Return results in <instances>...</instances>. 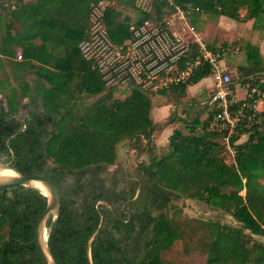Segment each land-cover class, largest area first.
<instances>
[{
    "label": "trees",
    "instance_id": "16d2710c",
    "mask_svg": "<svg viewBox=\"0 0 264 264\" xmlns=\"http://www.w3.org/2000/svg\"><path fill=\"white\" fill-rule=\"evenodd\" d=\"M95 1L0 0V54L15 57L20 48L22 59L14 68L35 74L33 89L27 83L16 85L6 106H0V158L10 160L13 154L12 165L19 171L45 175L58 187L60 212L48 238L56 264H88L86 244L99 224V212L104 218L91 244L92 264H177L163 255L179 240L187 252L202 253L204 264H264V243L254 238H264V113L258 125L240 133L248 132V138L235 146L236 156L227 162L220 135L205 130L212 113L207 108L201 117L205 106L193 117L182 110L185 131L173 129L159 156L148 147L158 128L150 116L148 93L135 89L114 99L113 111L85 112L82 95L112 98L78 49ZM171 1L181 8L198 7L199 16L252 20V27L264 33V0ZM116 2L133 5V0ZM168 3L158 0L157 13L162 7L172 10ZM104 18L113 40L129 35L130 18L121 9H109ZM247 61L238 67L243 81L264 89L258 49L249 47ZM209 71V66L196 71L186 83L160 94L184 96L187 86ZM30 91L37 107L18 121L20 100ZM238 137L232 136L231 144ZM126 139L137 141L136 149L149 152V160L138 165L139 178L130 190L107 187L100 173L115 163L116 147ZM68 177L75 183L64 186ZM181 197L230 215L236 225L170 216L167 208ZM45 205V197L32 189L17 186L0 192V264H46L34 240Z\"/></svg>",
    "mask_w": 264,
    "mask_h": 264
},
{
    "label": "built area",
    "instance_id": "2783aa9c",
    "mask_svg": "<svg viewBox=\"0 0 264 264\" xmlns=\"http://www.w3.org/2000/svg\"><path fill=\"white\" fill-rule=\"evenodd\" d=\"M157 3L133 0V5L125 6L116 0L92 2L87 35L78 44L79 52L101 75L108 91L126 90L125 96L135 89L161 96L162 91L186 83L196 71L209 66L207 77L213 90L207 103L212 113L205 130L219 134L225 154L234 159L235 146L243 135L248 136V132L240 133L261 121L264 89L246 82L241 84L242 96H238L224 64L226 52L220 45H209L194 23L200 14L198 7L181 8L169 0L173 9L162 7L157 13ZM111 8L121 9L130 18L129 35L118 41L109 35L104 18ZM16 59H22L20 53ZM262 76L264 82V73ZM232 136H239L233 144Z\"/></svg>",
    "mask_w": 264,
    "mask_h": 264
},
{
    "label": "rangeland",
    "instance_id": "374dc122",
    "mask_svg": "<svg viewBox=\"0 0 264 264\" xmlns=\"http://www.w3.org/2000/svg\"><path fill=\"white\" fill-rule=\"evenodd\" d=\"M118 7L121 8L120 6ZM194 23L205 41L209 43L216 41V44L220 45L226 52L224 64L231 76L234 87H237L238 96L241 97L243 94L241 84L243 85L248 81H243L246 77L239 73L238 67L249 64L247 61V50H249V47L258 49L261 64H264V33L252 27V20L237 22L225 16L197 15ZM15 29L18 30L17 24ZM19 53L21 51L17 55ZM261 79L263 80L262 77ZM212 90L211 78L205 77L198 83L187 86L186 94L181 97H175L174 95L160 96L155 93L148 94L152 104L150 116L154 124L158 126L153 132L148 146L151 149V154L159 156L166 152L169 135L173 129L180 128L184 130V124L179 119V117H185V113L182 110L188 109L190 116L193 117L197 110L205 106L201 117L207 114L211 106L207 101L210 100ZM127 93L128 91L126 90L115 91L112 93V98L106 100H96L100 95L90 97L82 95L84 97V111L92 114L113 111L115 109L114 99H122ZM186 119L189 120L191 118L188 116ZM247 138V135H243L240 138V142H245ZM141 141L144 144L146 143L145 140ZM138 145L137 141L130 139L123 140L117 145L115 163L104 167L100 173L107 187L115 185L119 190L123 188L130 190L135 185L136 180L139 178L138 165L141 161L147 162L150 154L146 150L136 149ZM224 156L227 162L232 160L228 155L225 154ZM62 183L64 186L73 185L75 180L73 177H68ZM167 213L182 220L184 218H204L236 225L230 215L213 210L203 202L186 197L173 200L167 208ZM254 238L264 243L263 237L255 236ZM183 241H177L164 253L163 257L177 264H204L203 254L198 251L187 252Z\"/></svg>",
    "mask_w": 264,
    "mask_h": 264
},
{
    "label": "water",
    "instance_id": "95a60500",
    "mask_svg": "<svg viewBox=\"0 0 264 264\" xmlns=\"http://www.w3.org/2000/svg\"><path fill=\"white\" fill-rule=\"evenodd\" d=\"M12 154V150L9 149ZM13 154L10 160L0 158V192L13 187H23L25 190L38 191L46 199V205L37 219L34 240L37 243L40 254L46 264H56L48 244L49 235L57 221L60 212L61 193L56 184L47 176L42 174H24L12 165ZM7 172V173H6ZM139 189V184H138ZM138 193V191H137ZM136 193V196H137ZM135 196V197H136ZM111 211V206L101 200ZM125 203L122 204V206ZM100 221L97 228L87 240L86 254L88 264H92L91 244L103 223V215L99 212ZM49 221V223H48Z\"/></svg>",
    "mask_w": 264,
    "mask_h": 264
},
{
    "label": "crops",
    "instance_id": "0c3cea01",
    "mask_svg": "<svg viewBox=\"0 0 264 264\" xmlns=\"http://www.w3.org/2000/svg\"><path fill=\"white\" fill-rule=\"evenodd\" d=\"M17 51L19 52L21 49L18 48ZM16 55L15 57H7L0 54V106H6V97H9L10 90L16 85L24 86L23 83H27L29 88L33 89L35 84V74L32 70L17 71L14 68V63L20 60L16 59ZM20 82L21 84H19ZM35 107H37V100L33 92L30 91L28 95L21 98L18 113L15 117L18 121H22Z\"/></svg>",
    "mask_w": 264,
    "mask_h": 264
},
{
    "label": "flooded vegetation",
    "instance_id": "af4514ba",
    "mask_svg": "<svg viewBox=\"0 0 264 264\" xmlns=\"http://www.w3.org/2000/svg\"><path fill=\"white\" fill-rule=\"evenodd\" d=\"M2 159H5V160H7L4 156L3 157H1Z\"/></svg>",
    "mask_w": 264,
    "mask_h": 264
},
{
    "label": "bare ground",
    "instance_id": "6f19581e",
    "mask_svg": "<svg viewBox=\"0 0 264 264\" xmlns=\"http://www.w3.org/2000/svg\"><path fill=\"white\" fill-rule=\"evenodd\" d=\"M7 173V172H6Z\"/></svg>",
    "mask_w": 264,
    "mask_h": 264
}]
</instances>
